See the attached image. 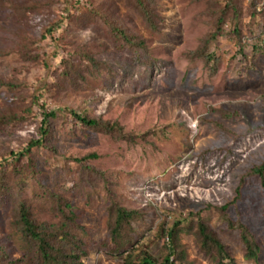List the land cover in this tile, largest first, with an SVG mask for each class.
<instances>
[{"label": "rangeland", "instance_id": "1", "mask_svg": "<svg viewBox=\"0 0 264 264\" xmlns=\"http://www.w3.org/2000/svg\"><path fill=\"white\" fill-rule=\"evenodd\" d=\"M35 99L56 117L13 165L11 153L41 139ZM263 163L264 0H0V264H41L17 230L20 203L69 233L60 246L78 263L161 261L166 230L186 218L175 264H264ZM115 204L135 211L117 237ZM198 219L223 263L201 247Z\"/></svg>", "mask_w": 264, "mask_h": 264}, {"label": "trees", "instance_id": "2", "mask_svg": "<svg viewBox=\"0 0 264 264\" xmlns=\"http://www.w3.org/2000/svg\"><path fill=\"white\" fill-rule=\"evenodd\" d=\"M68 4L64 7L65 12H69ZM95 14H97L96 11H93ZM67 16V15H66ZM222 17L218 18V23L214 29L212 37H216V35L220 32V25L222 24L221 21ZM63 20L57 21L52 23L48 28H46L44 36L50 37L51 40H53V33L57 31L62 23ZM110 29L113 33L118 34L122 40L130 46H138L141 43L133 41L126 32L118 27L113 26L110 24ZM237 31V30H236ZM66 64H69L68 61L65 59L63 61ZM71 66V64L67 65V67ZM44 67L46 70L49 69V66L47 62L44 63ZM34 104L37 105V112L41 116V122H40V138L38 140H34L29 142L27 147L19 153H11L12 157L14 159L11 161L13 165L17 163L18 159H21L23 156L27 155L30 150H33L34 148L38 146H43L44 138L47 136V133L49 131V123L50 120L56 117L55 112L48 111L45 106L37 99L34 100ZM70 114L80 122L83 126L88 127L92 129L95 132L105 133V134H112L117 130V135L119 138L123 140L131 141L132 137L129 135H125L121 133V131H118L119 129L115 124H110L109 122H103L99 119L91 118L85 115H82L80 113H77L73 110H69ZM92 155H90L91 157ZM94 156V155H93ZM92 156V157H93ZM87 157H83L82 159H79V161L85 160ZM264 170V163L260 165L259 167L255 168L253 170L254 174L261 175ZM262 184H264L262 182ZM67 207H69L68 204H65ZM224 207V209H226ZM135 211L133 210H127L124 207L118 206L115 204L114 206V222L112 226V235L114 237L119 236L120 229L122 228L123 224L128 223V221L132 218V215ZM17 221H16V227L17 230L21 233L22 238L24 242L29 244H35L37 246V253L38 257L40 258L41 264H82L78 263L75 259L77 256L70 251L68 255H66L63 250L62 244L64 241L69 240V233L63 230V227L61 226H51L47 227L45 224L42 223H36L35 220L32 219L31 214L27 208V206L24 203H20L17 210ZM186 218L180 219L175 223L173 226H171L169 229L166 230V235L168 237V243H166L165 249L167 250V254L163 256L161 261H158L157 259H154L151 255L148 253L141 254L137 260L136 264H175L174 261L171 259L172 255L175 252L174 247V238L176 235L183 229H181L178 226V222L185 221ZM198 227H197V235L199 237V242L202 248H204L206 251H215V254L218 255L220 263H223L225 258H228V255L225 251V247L222 244V242L215 237V235L209 230L208 226L200 221L198 219L197 221ZM164 229L162 230V232ZM241 236L243 239V242L245 244V247L248 250L249 256H255L256 250H258V247L254 245L250 237L246 236V233L244 231L241 232ZM78 247L75 244H72V246ZM79 248V247H78ZM120 252V250L116 249V253ZM132 264V263H130ZM185 264H193L191 262H187Z\"/></svg>", "mask_w": 264, "mask_h": 264}]
</instances>
